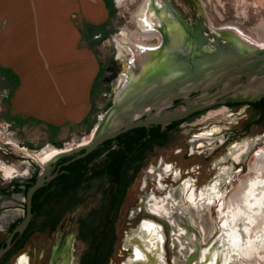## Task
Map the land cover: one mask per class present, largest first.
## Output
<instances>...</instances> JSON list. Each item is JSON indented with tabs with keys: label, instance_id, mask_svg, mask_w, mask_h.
Returning <instances> with one entry per match:
<instances>
[{
	"label": "rangeland",
	"instance_id": "obj_1",
	"mask_svg": "<svg viewBox=\"0 0 264 264\" xmlns=\"http://www.w3.org/2000/svg\"><path fill=\"white\" fill-rule=\"evenodd\" d=\"M150 1L151 10L153 6H158L159 3V6L163 5L165 9L169 10L168 12L174 13L188 26H195L197 22L202 24L204 27L203 35H207L208 32L213 33V29L229 26L236 28L243 36L250 39L252 43L261 42L262 38L259 37L258 27L260 23L264 22V0ZM118 2L117 0H113L114 14L108 24L106 38L96 45L102 64L103 75L100 81L101 93L96 98L92 111V119L95 122L97 117L104 112L106 103L112 100L113 93L119 82V76L124 68L123 62L117 57L116 40L119 39V35L122 32L127 35L130 41H135L136 37L134 36L138 34L134 16L142 5L143 0H122V2ZM151 10H149V13H151ZM148 17L150 18L151 15H148ZM139 38L140 36L137 37V41L151 46L156 45L159 40L157 36L146 39ZM209 40L212 39L210 38ZM130 44L135 52H137L135 44ZM7 94V89L4 88L3 79L0 76V187H4L7 183L3 171L8 167L19 168L25 164L37 166L38 169L42 168L37 159L33 155L26 153L25 150L29 149L38 153L46 147L51 148L53 146L57 148L52 144L51 139L60 142L62 144L61 148L72 150L78 144L84 142L89 134L86 129L87 127L55 133L51 129L33 123L21 124L15 120L9 122L7 121ZM253 118L254 114L247 108L229 109L214 107L174 128L168 135L163 147H156L151 153L147 154L119 208L115 223L116 242L108 264H121L131 256L132 251L123 247V241L126 234L131 230H135L139 225L138 222H130L129 214L140 203V198L147 193H153L157 197L163 196L156 192V183L147 174L151 170H156L159 162L162 161L163 163L171 164L174 170H178L181 173V180H190L189 182L194 185L195 189L199 190L213 178L216 170L212 167L217 159L224 157L228 151H231L235 145L240 144L243 140H252L257 135H264V125L251 126ZM212 128H216L217 131L214 136H223L226 139V143L217 148L211 155L207 153L188 155L189 139L200 132H205ZM262 149H264V142L258 143L255 150L248 153L240 167L239 165L232 164L231 160H226V163H224V165L231 166L233 172L241 170L231 178L230 182L219 186L220 197L217 200L211 204L204 203L203 209L199 211L201 213L207 210L209 230L207 233L201 232L197 238L200 245V257L198 260H201L203 254L207 253L212 264L216 260L218 264H264V224L256 229L257 232L254 230L256 234L255 238H257V243L254 245L255 249H251L253 247L252 243L250 250L245 251L249 243V237L236 238L238 240L235 246L231 245V248L223 249L224 246L228 245L229 241L230 244L232 243L228 239L229 233L225 228L226 224L223 220L228 210L229 204L227 200L235 195V190L237 191V187H239V181L251 178L255 153L257 152V154L261 155L264 152L261 151ZM144 177L147 180V185L142 190ZM181 183L182 181L173 183L172 176H167L162 180L166 194L170 188L176 189ZM104 187L105 185L102 182H94L91 188L82 195V203L79 206V210L75 214L67 215L62 227L57 232H42L32 235L26 242L25 247L12 258L10 264H47L50 261L49 254L51 249L60 241L64 243L68 234L76 227L75 219L78 213L97 208L100 205ZM113 189V187L110 188L108 197ZM243 190L240 194L244 192ZM10 201H12L11 205L8 208L5 207L7 209L2 211L1 214L8 217L18 216L19 210L17 208H19V205L17 204L22 202V198L17 195L13 196V199ZM180 201L179 210L175 209L169 215V221L171 222L170 230L166 231L165 227L158 223L163 233L161 257L163 264H171L175 258L178 261H183L193 250L191 242L196 239L192 235L183 232L181 234L182 240L187 241L191 247H186V249L180 246L174 250L171 249L169 233H177V229L181 228L175 225L182 224L181 217L183 216H181V212L184 213L188 207L193 208V204L185 202L184 198L183 200L180 199ZM7 204L4 203L3 205ZM219 206H223V208L219 210L221 208ZM218 225L223 230L225 229V232L220 233ZM250 233H252L251 230ZM254 233L251 236L255 235ZM176 241L180 245L179 240L176 239ZM180 248H183L182 252H179ZM84 249L85 245L82 242L78 240L71 241L69 248L70 264H78Z\"/></svg>",
	"mask_w": 264,
	"mask_h": 264
},
{
	"label": "water",
	"instance_id": "obj_2",
	"mask_svg": "<svg viewBox=\"0 0 264 264\" xmlns=\"http://www.w3.org/2000/svg\"><path fill=\"white\" fill-rule=\"evenodd\" d=\"M150 3L149 0L148 5ZM148 5L149 11L151 5L150 8ZM151 13L159 16L157 6L152 7ZM171 15V21L155 25L160 38L156 45L136 46L142 56L145 55L143 61L133 48L124 59L118 57L128 69L124 67L119 76L110 107L97 117L89 131L90 140L57 154L47 164L76 154L63 164L66 166L85 157L103 142L134 128L153 125L164 128L215 105L252 101L231 96L215 100L221 93L211 92L236 76L246 77L248 81L256 75H264V49L242 47L234 40L223 38L218 35L221 28L203 35L202 24L188 26L174 13ZM258 96H264V92ZM175 101L179 105H175ZM55 176L43 172L25 191V216L0 248V260L11 247L13 236L22 234L28 226L34 193Z\"/></svg>",
	"mask_w": 264,
	"mask_h": 264
},
{
	"label": "crops",
	"instance_id": "obj_3",
	"mask_svg": "<svg viewBox=\"0 0 264 264\" xmlns=\"http://www.w3.org/2000/svg\"><path fill=\"white\" fill-rule=\"evenodd\" d=\"M110 19L106 0H0V70L16 81L8 117L56 133L93 121L102 78L96 45Z\"/></svg>",
	"mask_w": 264,
	"mask_h": 264
},
{
	"label": "flooded vegetation",
	"instance_id": "obj_4",
	"mask_svg": "<svg viewBox=\"0 0 264 264\" xmlns=\"http://www.w3.org/2000/svg\"><path fill=\"white\" fill-rule=\"evenodd\" d=\"M236 81H237V83H236V86H234V88H232L230 90H224V85H223V86L213 90L211 92V94L221 93V95H219L217 98H215V100H219L223 97L231 96V97H235V98H238L241 100L242 99L252 100L251 102L229 101V102L222 104V105L212 106L206 110L195 113V114L187 117L184 120L173 122L176 124L175 128L177 126H179L180 124L190 120L191 118H193V117H195L201 113H204V112H206V111H208L214 107H225V108H229V109H232V108L250 109L252 111V113L254 114V118L251 122V126L264 125V96H261V97L258 96L260 93L264 92V75H256L248 81H247L246 77H239V80H236ZM174 104L179 105V102L175 101ZM173 123H171V124H173ZM166 127L162 128V129H165ZM215 132H217L216 128H212V129L206 130L205 132L204 131L200 132L198 135L190 138L188 141L189 148H188L187 154L188 155H195V154L200 155L201 153H207L208 155H211L217 148H220L221 146H223L226 143V139L223 136H218V137L214 136ZM260 142H264V135H257L256 137L252 138V140L245 139L240 144L235 145V147L232 148L231 151H228L224 157L217 159L214 162L213 167H212L213 169L216 170L215 174L213 175V178L207 184H205L203 187H201L199 190L195 189L194 185L191 182H189L190 180L189 181L188 180H185V181L181 180L182 179L181 173L178 170H174L173 166L171 164L163 163L162 161H160L156 170H153V171L151 170L150 173H148L147 175H150L151 179L154 180V183H156V192L160 193L163 196L157 197L153 193H149V194L147 193L140 198V203L131 210V212L129 214L130 222H138L139 225L137 226V228L135 230H131L124 237L123 247L125 249H130L132 251V253H131V256L128 257L121 264H137V261L135 259V254H136V251H135L136 248L135 247L137 245H136V243H131L132 242L131 237L141 235V232L143 231V228H144L142 226V222L149 221L152 224L156 225L157 227H160L159 232L161 233L162 236H163V233L161 232V226L159 224H162L165 227L166 231H169L171 228V224H170L171 222L169 221V216L165 217V216L156 215L155 213H153L149 209V206H151L150 204H152L154 201L158 202L160 199H165L166 200L165 205L167 207H169L172 200H174V202H175L174 204H175L176 209H177V207H180V205H181L180 199L183 200V198H184L185 202H187V203L189 202V203L193 204V209H192V207H188V209L186 210L187 212L186 211L184 213L181 212V216H183V217L180 216L182 218V224L181 223L179 225L175 224L176 226L181 227V228L177 229V231H178L177 233H173V232L169 233V241L171 243V249L174 250L176 247L179 248L180 246H182L183 248L191 247L187 241L182 240L181 234L183 232L185 234L192 235L196 239L192 240L191 243L193 245V250L191 251L190 254H188V256H186L184 258V260H183L184 262L178 261V259L175 258V259H173L171 264H212L210 262V259L208 258L209 255H207V253H204L202 256V259L198 260V258L200 257V250H199L200 245L197 241V238L200 236L201 232L207 233L209 230V225H208L209 217H207V213H206L207 210L202 211L201 214L199 211H200V209H203L204 203L205 204H211L213 201L217 200L220 197L219 186L230 182L231 178L235 174L240 172L241 169H239V170L236 169L237 171L233 172V169L231 168V166L224 165V163H226V160L227 161L231 160L232 164L239 165V167H240L241 164L246 159L248 153L251 151H254L256 145ZM261 151H264V149H262ZM256 154H257V152L255 153L254 164L252 166V170H253L252 174L255 173L256 177L251 176V178L249 180H241V181H239V184H238L241 187L243 186L241 188L242 190L245 188V190H243L245 192L247 190V187H248V190L252 188V183H258L261 185L264 184V180H262L264 178L258 180L259 177L257 176V173H259V176L261 177L260 173L264 174V167H262L261 169L258 168L259 166L257 165V156L259 154H257V155ZM53 158L54 157L47 159V160H44V159H39L36 156L37 161L41 164V166H44L41 169H38L37 166L34 167L33 165H25L24 164L19 168L13 167L14 170H19L21 172L16 173L14 175H11L9 177V179H7L6 176L4 175V178L7 181V183L4 187H0V248L2 246H4V242L12 233L14 227L25 216V212H26L25 211V198H24L25 193L23 192L24 188H25V183L29 179H31L33 176L37 177L38 175H40L41 173L46 172V171H48V175L56 174V176H57L58 171L61 168V165L58 163L59 159L53 160L52 162L46 164L47 162H49ZM40 160L45 161V163L41 162ZM260 161L262 164H264V158L260 159ZM56 176L52 180H50L48 183L53 181L56 178ZM167 176H172V182L173 183L174 182L177 183L179 181H182V183L176 189L170 188L166 194L164 191L165 188H164V185L162 184V180H164V178H166ZM48 183H46V184H48ZM146 185H147V180L144 177L141 189L144 190L146 188ZM261 185H259V186H261ZM17 188L19 191L16 190ZM242 190H239V192L241 193ZM17 195H19L22 198V202L20 204H17V205H19V208H17L19 210V212H18L19 215L14 216V217H12V216L8 217L6 215H2L1 214L2 211L6 210L8 208V206L11 205L12 201H10V200L13 199V196H17ZM152 198H153V200H152ZM229 199L230 198H228V200ZM4 203H6V204L9 203V204L4 206L3 205ZM194 203L196 204V206H194ZM79 206L76 207L74 210L64 214L62 216V218L60 219V221L58 222V224L56 225V228L54 230L47 229L44 231L34 232L33 231V229H34L33 223H32L33 216H31L29 224L26 227V229L23 231V233L20 235L15 234L13 236L11 247L5 253V255L2 257V259L0 260V264H3L4 258H6L9 255V253L16 247V245L20 241H22L26 236H27V239H26V242H27L28 239L34 234L42 233V232H49V233L57 232V230L62 227L65 217L67 215L75 214L79 210ZM5 207H7V208L5 209ZM219 207H221V208H219V210L223 208V206H219ZM224 209H225V207H224ZM89 210H87V211H89ZM87 211H85V212L80 211L78 213V215L75 219V226L76 227L71 231L70 234H68L64 243H61V241H60L56 244L55 247H53L51 249V252L49 254L50 261L48 260L49 262L47 264H70L71 259H70L69 248H70L71 241L78 240V241L82 242L85 245V249H86V243L83 240H81V238L79 237L80 226H79L78 220L80 218H83L86 215ZM223 220H224V223L226 224L225 217ZM252 221H254V220H251V222ZM219 224H220V221H219ZM219 226L220 225H218L219 232L220 233L225 232L224 231L225 229L223 230ZM176 237H179L181 239H179V238L177 239ZM176 239L179 240L180 245H179V243H177ZM26 242L21 249H19L17 252H15L10 257V259L8 260V262L6 264L11 263L12 258L25 247ZM236 242H237V240H236ZM162 244H163V242H162ZM162 244H161L160 256H159L160 264H163V260L161 259V257H162ZM221 244H219V245H221ZM231 245L235 246V241L232 242L231 244L229 241L228 245L224 246L223 249L231 248ZM183 248H180L179 252H182ZM83 252H82V254H83ZM82 254L80 256L78 264H81ZM146 261H144V263H146V264H158L157 260H155L153 262L148 261V263ZM19 264H23V263H19ZM107 264H108V262H107ZM213 264H218L217 260Z\"/></svg>",
	"mask_w": 264,
	"mask_h": 264
},
{
	"label": "trees",
	"instance_id": "obj_5",
	"mask_svg": "<svg viewBox=\"0 0 264 264\" xmlns=\"http://www.w3.org/2000/svg\"><path fill=\"white\" fill-rule=\"evenodd\" d=\"M106 4L111 18L114 14L113 0H106ZM105 26L100 29H105ZM105 38L106 35H103L102 40ZM0 73L4 79V88H7L10 94L16 85L15 78L4 71L0 70ZM102 75L103 69L101 77ZM110 105L111 101H108L105 110ZM7 121L13 119L7 117ZM94 123V120L89 121L87 118L81 126L85 125L89 133ZM175 126L176 124L173 123L165 129L158 125L131 129L112 140L103 142L85 157L74 160L66 166L62 164L76 154L60 158L58 163L61 168L56 178L38 189L32 197L33 231L54 230L62 216L78 207L82 203V195L94 182L100 181L105 185L100 205L87 211L86 215L78 220L79 237L86 243L81 264H107L116 242L115 223L118 211L127 190L147 154L156 147H163ZM52 131L56 133L57 130ZM51 142L58 149L62 147L60 142L53 139ZM35 178L36 176H33L25 183L24 193L33 185ZM111 187L114 189L108 197ZM26 239L27 236L4 258L3 264H6L10 257L24 246Z\"/></svg>",
	"mask_w": 264,
	"mask_h": 264
},
{
	"label": "bare ground",
	"instance_id": "obj_6",
	"mask_svg": "<svg viewBox=\"0 0 264 264\" xmlns=\"http://www.w3.org/2000/svg\"><path fill=\"white\" fill-rule=\"evenodd\" d=\"M117 1L122 2V0H117ZM148 4H149V0H143L142 5L137 10L134 16V19L137 24V29H138V34L134 36L136 37L135 41H130V39L127 37V35L124 32H122L119 35V39L116 40L117 57L124 59L129 49H132V46L130 43L135 44V47L137 45L148 46L140 41H137V37L140 36V38L142 37L143 39H146L152 36H155V37L157 36L159 38L158 33L155 32V25L160 24L162 21L164 22H167L169 20L171 21L170 18L172 17L171 15L172 12L171 11L168 12L169 10L165 9L163 5L159 6V3H158L157 9L159 12V16L155 17L152 13L150 14L149 11L147 10ZM149 7L150 5H148V8ZM148 15L149 16L151 15V17L149 18ZM145 24H147L148 26H146ZM258 33H259V37L262 38L261 42L252 43L250 39H248L246 36H243L242 33L239 32L234 27L224 26L221 28V30L218 31L219 36H222L223 38H226L228 40H234L235 42H238V45L242 47H247L250 49L256 48L257 50L258 49L261 50V49H264V22L260 23L258 27ZM158 41H160V38ZM136 51H137L136 52L137 56L141 57L140 61H143L145 58L143 56L145 55L142 56V54L139 52L137 48H136ZM123 65L125 68L128 69L127 64L125 65V63H123ZM152 73L153 72L151 71V76H152ZM236 80H239V76H236L230 79L224 85V90H230L234 88V86H236V83H237ZM90 138L91 137L88 134V138L80 144H84L88 142ZM68 150L69 149H64V148L58 149L54 147H51V148L46 147L40 152L36 154L34 153L33 156L35 158L37 156L39 159L47 160L52 157H55L57 154L61 152L68 151ZM262 158H264V152H262L261 155L257 156V165L259 166L258 168L260 169L264 167V164L261 165L262 160L260 161V159ZM41 162L45 163V161H41ZM3 172L6 178L9 179L11 175L19 173L21 171L14 170L13 167H8ZM260 174H261V177L259 176V173H257V176L259 177L258 180L264 178V174L262 173ZM252 176L256 177L255 173L252 174ZM259 185L261 184L252 183V188L249 190H246V192L245 191L242 192V194H240V192L237 193L239 190H242L241 188L243 187L239 185V187H237V191L235 190V195L231 196L230 199L228 200L229 205H228V210L225 215V220L227 222L225 228L227 229L229 233L228 239L231 240V242L235 241L236 243V240H238L236 238L249 237L248 238L249 243L245 250L246 252L248 249L250 250V248L252 247L251 246L252 243H253V247L251 249H255L254 245L257 243V238H255L256 234L254 232L256 231V229L262 226V224H264V184H262L261 186ZM165 203H166L165 199H160L158 202L154 201L152 204H150L151 206H149V209L156 215L168 217L169 214H171V211L176 209V206L174 204L175 203L174 200H172L169 207H167ZM194 206H196L195 203H194ZM178 208L179 207H177V209ZM250 219L254 221L251 222ZM142 226L144 228H143V231L141 232V235L131 237L132 242L130 241L131 243H136L137 245L135 247L136 248L135 259L137 261V264H146L144 263V261L146 260H147L146 261L147 263L148 261L153 262L157 260L158 264H160V261H159L160 248L163 242V236L159 232L160 227H157L156 225L152 224L149 221L142 222ZM250 230L255 235L251 236L252 233H250ZM176 238L178 239L179 237H176Z\"/></svg>",
	"mask_w": 264,
	"mask_h": 264
}]
</instances>
